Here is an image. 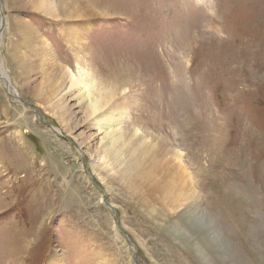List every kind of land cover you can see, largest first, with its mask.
<instances>
[{
    "label": "rangeland",
    "instance_id": "374dc122",
    "mask_svg": "<svg viewBox=\"0 0 264 264\" xmlns=\"http://www.w3.org/2000/svg\"><path fill=\"white\" fill-rule=\"evenodd\" d=\"M0 4V264H264V0ZM83 68L153 140L138 175Z\"/></svg>",
    "mask_w": 264,
    "mask_h": 264
},
{
    "label": "bare ground",
    "instance_id": "6f19581e",
    "mask_svg": "<svg viewBox=\"0 0 264 264\" xmlns=\"http://www.w3.org/2000/svg\"><path fill=\"white\" fill-rule=\"evenodd\" d=\"M1 69L3 71V66L0 64V70ZM89 71L83 68L77 77L72 76V87L81 90L80 95L84 98V101L87 102L91 115L99 119L97 120L99 126L114 128V135H109L110 133H107L110 137H108L109 147L107 148V157L109 160L117 164H123L124 167L129 169L127 172L133 173L136 176L139 174L138 172L145 168V164H147L146 168L153 164L145 158L148 156L150 158V156H152V151L149 147L151 143H153V140L139 137L140 131L138 129L134 130V133L130 132L132 128H130L129 123L123 119L124 116L128 115L127 103H129L130 97L120 95L118 93L120 92L119 86L115 88H108L107 85L100 86L99 80ZM2 73H4V71ZM7 79L6 86L10 87L7 84V82L10 83ZM17 99L19 100V98ZM118 107H121V109H123L122 112L126 113L124 116L117 117L115 115ZM111 111L113 112L111 113ZM142 136H144V134ZM113 165L115 164L113 163ZM54 253L55 255H53L50 264H62V257L56 252Z\"/></svg>",
    "mask_w": 264,
    "mask_h": 264
},
{
    "label": "water",
    "instance_id": "95a60500",
    "mask_svg": "<svg viewBox=\"0 0 264 264\" xmlns=\"http://www.w3.org/2000/svg\"><path fill=\"white\" fill-rule=\"evenodd\" d=\"M0 5H1V4H0ZM0 9H2L1 6H0ZM1 11H2V10H1ZM3 28H4V23L2 22L1 32L3 31Z\"/></svg>",
    "mask_w": 264,
    "mask_h": 264
}]
</instances>
